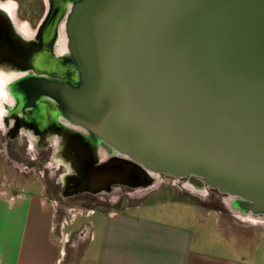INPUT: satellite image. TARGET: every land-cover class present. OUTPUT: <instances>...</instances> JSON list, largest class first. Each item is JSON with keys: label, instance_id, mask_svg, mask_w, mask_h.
Instances as JSON below:
<instances>
[{"label": "water", "instance_id": "1", "mask_svg": "<svg viewBox=\"0 0 264 264\" xmlns=\"http://www.w3.org/2000/svg\"><path fill=\"white\" fill-rule=\"evenodd\" d=\"M65 34L78 79L17 85L119 154L72 194L192 176L264 217V0H74Z\"/></svg>", "mask_w": 264, "mask_h": 264}, {"label": "crops", "instance_id": "2", "mask_svg": "<svg viewBox=\"0 0 264 264\" xmlns=\"http://www.w3.org/2000/svg\"><path fill=\"white\" fill-rule=\"evenodd\" d=\"M28 140L25 154L32 156L38 140L34 136ZM50 141L41 146L48 150ZM16 167L20 172L28 168L24 161ZM12 178L0 184V210L21 208V229L13 249L4 254L0 250V264H60L62 254L65 258L67 254L64 242L74 231L79 232L77 264H264L262 225L255 226L247 236L252 239L246 240V235L225 226L224 216L189 198L170 194L121 208L95 206L69 222L59 217L44 183ZM78 219L79 227L67 230V224Z\"/></svg>", "mask_w": 264, "mask_h": 264}, {"label": "rangeland", "instance_id": "3", "mask_svg": "<svg viewBox=\"0 0 264 264\" xmlns=\"http://www.w3.org/2000/svg\"><path fill=\"white\" fill-rule=\"evenodd\" d=\"M1 3H6L8 6H19V13L16 16L20 24L27 25L31 22L32 25L37 23L44 13V5L36 0H1ZM23 30V29H22ZM5 126L3 118H0V184L4 180L16 177L25 179L39 180L44 183L46 187V195L56 201V207L60 218H67L69 222L75 215L95 207L108 206L110 208H121L130 203L141 201L145 198L149 200H161L168 195H179L184 199L189 198L197 201L202 208L207 211L219 213L225 218V226L229 225L233 233H243L246 235V240L252 239L247 237L250 231L255 227L262 225L264 232V217L259 215H248L235 209L230 203L229 195L219 192L217 189L207 187L204 189L190 188L186 182L187 178L178 179L172 176L160 175L161 177L154 180L153 184L148 187L136 186H116L111 191H101V193L92 196L89 194L75 195L67 198L63 193V185L61 180L68 171L69 167L66 163L58 161L56 153L58 151V142L61 143L60 137L52 136L48 150H43V147L33 143V153L31 155L25 154L31 142L28 140L32 136H26L25 133L20 134L18 139L7 143L3 141ZM9 151L10 158L7 157ZM100 162H105L109 156L104 154L99 156ZM24 161L28 168L24 172L16 167V163ZM4 211L0 210V250L4 254L6 250H12L18 242V237L21 229L20 211ZM59 218V219H60ZM229 219V220H227ZM82 220L78 219L74 225L67 224V230L79 227ZM227 222V223H226ZM79 232L74 231L68 234L69 241L64 242L66 249L62 254V261L60 264H77L79 258ZM65 258V259H64ZM64 259V260H63Z\"/></svg>", "mask_w": 264, "mask_h": 264}, {"label": "flooded vegetation", "instance_id": "4", "mask_svg": "<svg viewBox=\"0 0 264 264\" xmlns=\"http://www.w3.org/2000/svg\"><path fill=\"white\" fill-rule=\"evenodd\" d=\"M73 1L74 0H55V2L51 5V0H36V2H40L44 5V13L42 14L40 20L37 23H34V25H32L31 22L27 24L29 25L28 31H31L32 34L35 32L31 38L36 42H39L41 45L50 43L54 38L58 23L63 19L66 13L67 5L69 3L72 4ZM2 5L3 4L0 0V54H4L7 58L3 59L0 56V67L8 69L14 74H20L17 79L9 82L10 92L13 96V103H6L5 108L7 110L4 109L5 112L3 113V117L0 115L1 120L3 118V124L5 126L3 141H7V143L13 142L18 139L20 134L25 133L26 136L38 137L37 142L39 145H43L48 142V138H45V136H58L60 137L61 145H63V143H65V140L62 137L64 136L63 132H59L57 129L60 127V123H57V118L54 113L49 111V108L55 109L57 107V102H55V100L50 97H43L41 100H33L32 93L21 96L19 93L20 86H18L17 83H20L29 77H45L60 80L71 79L70 73L75 70V67L69 63L68 60H63L60 56H57L54 53V50L44 49L41 52L36 53L35 56H31L29 66L19 68L18 63H16V61H19L20 58L17 51V43L19 44V42H15V38L12 34H15V27L13 28V24L8 25V23L5 21L4 16L6 15V12L5 15H3L4 13L2 10L4 9ZM19 8V6L15 7L16 16L19 13ZM21 32L23 35H27V31L24 29H21ZM61 117L62 119L66 120L61 115H58L57 120L60 119V121H62ZM76 127H78V129L72 128L69 125L64 127V131L66 133L65 136H71L70 141H66V147L68 145L70 149L67 150L64 146V149L61 150H67L68 152L74 153L77 157V167L71 160L65 158L68 162H72L73 167L72 174L65 176V180L63 182V193L67 198L81 194L95 196L101 193V191H107L106 189H102L99 192L86 190L84 192L75 194L71 193L74 188L77 187L82 178L89 177L95 170H98L97 168L99 166L112 162L115 159V156H118L115 154H110L108 160L102 163L100 162V159H98V161L95 162L96 166L89 168L90 164L93 163L94 156V148L92 146L93 140L91 137L92 134L91 132L79 126ZM48 130L52 131L49 135H47ZM82 136H88V138H83ZM48 146L51 145L47 144V147ZM43 149H46V147H43ZM64 156L65 153L63 154V157ZM120 176L121 177H118V179L111 177V190H113V187L116 186H126L133 188L131 184H137L134 177H132L130 174H121ZM198 179L202 181V184L204 183V186H207L203 179ZM68 185L71 186V194L67 193ZM102 185L103 184L101 181L95 180L93 187Z\"/></svg>", "mask_w": 264, "mask_h": 264}, {"label": "bare ground", "instance_id": "5", "mask_svg": "<svg viewBox=\"0 0 264 264\" xmlns=\"http://www.w3.org/2000/svg\"><path fill=\"white\" fill-rule=\"evenodd\" d=\"M54 2H55V0H51L50 4L52 5ZM2 6H3V9L5 10L4 11L1 9L2 12L4 13L3 15H5V12L7 15V16L6 15L4 16L5 21L8 23V25L13 24V28L15 27L14 28L15 34L14 33H12V34L15 38V42H19V44L17 43V45H18L17 51L19 53L20 58H19V61L18 60L16 61V63H18L19 68L29 66L31 56H35L36 53L41 52L44 49L54 50V53L57 56H60L63 60H68V62L71 63L75 67V62H74L73 58L70 56L68 48H67V39H66V35H65V21H66V16H67V14L71 8L70 3L66 7V13H65L63 19L57 25L53 40L46 45H44V44L41 45L39 42H36L34 39L31 38V37H33L35 32H33V34H32L31 31H28L29 27H26L25 25H22L18 22L17 17H16V10H15L14 6H11V5L8 6L6 3H4ZM21 29H24L25 31H27V35L26 34L23 35V33L21 32ZM0 56L3 59L7 58L4 54H0ZM19 76H20V74H17V73L14 74L11 71H9L8 69H4V68L0 67V115L2 117L4 116L3 115V113L5 112L4 109L7 110L5 108V104L6 103H9V104L13 103V96L10 92L9 82L17 79ZM70 78L74 81H76L78 79L76 68L74 71H72L70 73ZM44 98H46V97H44ZM49 111L51 113H54V115L56 116L57 119H58V115L63 116L62 111H61V107L58 103H57V107L55 109L49 108ZM57 119H56V121H57V123H60V127H61V129H60V127H58L57 129L59 132H63L64 136H62V137L65 140V143H63V145H61V143L58 142V151L56 153V156L58 157V161L66 163L67 166L69 167L68 172H70V173L66 174V176H67V175H71L73 172L72 162L77 167V159H76L77 157L74 153L67 151L68 149H70V147H68V145L66 147V141L67 140L70 141L71 136H65L66 133L64 131L65 130L64 127L68 126V125L72 128H76V129H78V127H76L75 124L70 123L68 120L62 119V117H61L62 121H60V119L59 120H57ZM61 123H62V125H61ZM63 125H64V127H63ZM51 132H52L51 130H48L47 135L51 134ZM55 134H58V133H55ZM91 134H92L91 137L93 140L92 146L94 148L93 149V152H94L93 160H94V162H97L99 159V156L102 157L104 154H106L107 156H109L110 154L119 155L118 153H116V151L113 148L111 149V151H108L105 148H103V146L100 145L99 139L97 138V136L93 133H91ZM46 137L48 138V140H50L52 136H45V138ZM35 139L37 141L38 137H35ZM64 146L66 147L67 150L61 151L62 149H64ZM64 153H65V156L63 157ZM65 158L71 160L72 162L71 161L68 162ZM151 174L154 176L156 181L158 178L161 177L159 174H155V173H151ZM187 179H188V181L186 182V184L190 188L197 189V190L206 188L205 190H202V191L207 190V187H204V183L202 184L201 183L202 181L199 180L198 178L191 176L190 178H187ZM70 187H71L70 185L67 186V189H68L67 193L71 192ZM233 198H234L233 196H229L228 199H230V201H232ZM230 203H232V202H230ZM250 214L255 215L253 213H248V215H250ZM259 216H261V215H259Z\"/></svg>", "mask_w": 264, "mask_h": 264}]
</instances>
